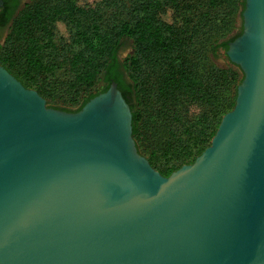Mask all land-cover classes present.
<instances>
[{"label": "water", "instance_id": "95a60500", "mask_svg": "<svg viewBox=\"0 0 264 264\" xmlns=\"http://www.w3.org/2000/svg\"><path fill=\"white\" fill-rule=\"evenodd\" d=\"M241 25L234 106L167 176L139 152L117 82L68 111L0 64V264H264V0H244ZM97 113L122 163L80 165L58 136Z\"/></svg>", "mask_w": 264, "mask_h": 264}, {"label": "trees", "instance_id": "16d2710c", "mask_svg": "<svg viewBox=\"0 0 264 264\" xmlns=\"http://www.w3.org/2000/svg\"><path fill=\"white\" fill-rule=\"evenodd\" d=\"M2 1L0 30L11 23L1 64L47 100L50 76L66 71L68 104L78 106L48 105L68 111L116 81L132 110L137 148L163 175L192 163L234 106L241 68L216 59L241 33L244 0H30L17 15L12 0ZM123 39L133 50L120 58Z\"/></svg>", "mask_w": 264, "mask_h": 264}, {"label": "bare ground", "instance_id": "6f19581e", "mask_svg": "<svg viewBox=\"0 0 264 264\" xmlns=\"http://www.w3.org/2000/svg\"><path fill=\"white\" fill-rule=\"evenodd\" d=\"M8 110H16L17 107L8 100L3 101ZM40 121L37 118L36 123ZM122 133V125L119 134ZM64 134L70 150L69 155L74 157L80 165L95 166L96 164L113 165L122 163L126 157L123 151H120V146L124 145L122 135H119L117 146L110 149L104 135L108 134L105 129L103 118L96 114L94 123L91 122L88 116L84 124H76L71 126L61 127L58 136Z\"/></svg>", "mask_w": 264, "mask_h": 264}, {"label": "rangeland", "instance_id": "374dc122", "mask_svg": "<svg viewBox=\"0 0 264 264\" xmlns=\"http://www.w3.org/2000/svg\"><path fill=\"white\" fill-rule=\"evenodd\" d=\"M29 1L30 0H27V2L25 4H27ZM95 1L96 0H79V2L81 4L82 3H88V2H89V4H93ZM25 4L22 5V6L24 7ZM19 12H20V10H18L15 15H17ZM10 23L7 25V28L5 27V28L0 30V60L3 59L4 56L7 53V49L2 48V45L4 43V40H5V37H6V34H7L8 27H9ZM236 24H237V26L241 25V16L240 15L237 18ZM58 32L59 33H63V34L66 33V30L64 29V25L61 22L58 24ZM236 32H238V30H235L233 33H236ZM131 50H132V42H131V40L123 39L122 40V44H121V46L119 48V56H120V58H124L127 54H129L131 52ZM216 60H217V63L219 65L225 66L228 63L229 58L227 57L226 52L224 53V52L221 51L219 53V55H218ZM0 64H1V62H0ZM1 65H3V64H1ZM240 71H241V74H242V77H243V72H242L241 69H240ZM242 77H241V79H242ZM49 79L52 80L53 84H51L52 89H50V93H49L51 99L50 100L45 99L47 104L50 102L53 105H56L58 107L59 106L60 107H64V108H75V107L78 106L76 104H78L79 102L78 103L68 104V97H67V95H68L67 72L66 71L60 70L55 75L50 76ZM148 110H149V113L152 112V108L151 107H148ZM190 110H194V111L197 112L199 110V105H192ZM157 125L159 126V124H157ZM168 127L173 128L174 124L172 122H170ZM141 129L143 131V134L145 136H147L148 131L150 130L149 127L147 126V123L146 124H142L141 125ZM160 136H162V133H161ZM210 141H211V139H210ZM146 142H147L149 148H151V146H152L151 140L148 138L146 140ZM136 145H137V143H136ZM140 153L143 154L142 152H140ZM143 155H145V154H143Z\"/></svg>", "mask_w": 264, "mask_h": 264}, {"label": "flooded vegetation", "instance_id": "af4514ba", "mask_svg": "<svg viewBox=\"0 0 264 264\" xmlns=\"http://www.w3.org/2000/svg\"><path fill=\"white\" fill-rule=\"evenodd\" d=\"M27 2V0H12V4H13V9H14V11H15V13L18 11V10H21V8L23 7L22 5H24L25 3ZM3 5V4H2ZM1 5V6H2ZM0 6V7H1ZM133 47V46H132ZM132 50H133V48H132ZM131 50V51H132ZM114 81V80H113ZM112 82V81H111ZM110 82V83H111ZM116 82V81H115ZM110 83H109V85H110ZM102 84L104 85V84H106L104 81H102ZM109 85H108V87H109ZM117 86H118V84H117ZM107 87V88H108ZM106 88V89H107ZM119 88V87H118ZM105 89V90H106ZM132 102V101H131ZM130 105V104H129ZM76 111V110H75Z\"/></svg>", "mask_w": 264, "mask_h": 264}]
</instances>
